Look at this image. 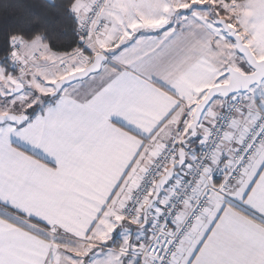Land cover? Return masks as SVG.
I'll return each mask as SVG.
<instances>
[{
	"label": "snow or ice",
	"instance_id": "snow-or-ice-1",
	"mask_svg": "<svg viewBox=\"0 0 264 264\" xmlns=\"http://www.w3.org/2000/svg\"><path fill=\"white\" fill-rule=\"evenodd\" d=\"M0 264H264V0H0Z\"/></svg>",
	"mask_w": 264,
	"mask_h": 264
}]
</instances>
